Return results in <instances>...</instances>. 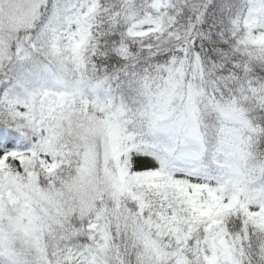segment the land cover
<instances>
[{
	"label": "snow or ice",
	"instance_id": "snow-or-ice-1",
	"mask_svg": "<svg viewBox=\"0 0 264 264\" xmlns=\"http://www.w3.org/2000/svg\"><path fill=\"white\" fill-rule=\"evenodd\" d=\"M0 264H264V0H0Z\"/></svg>",
	"mask_w": 264,
	"mask_h": 264
}]
</instances>
